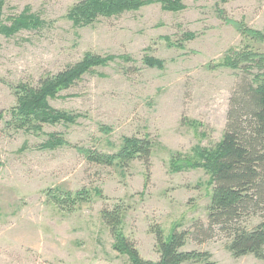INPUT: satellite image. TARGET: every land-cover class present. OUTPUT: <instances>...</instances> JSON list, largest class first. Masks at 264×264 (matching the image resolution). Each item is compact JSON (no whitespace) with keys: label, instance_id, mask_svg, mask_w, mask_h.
Wrapping results in <instances>:
<instances>
[{"label":"rangeland","instance_id":"1","mask_svg":"<svg viewBox=\"0 0 264 264\" xmlns=\"http://www.w3.org/2000/svg\"><path fill=\"white\" fill-rule=\"evenodd\" d=\"M77 2L5 0L4 23L28 8L43 24L0 33V111L17 105L13 86L19 83L38 86L87 53L115 60L50 100L57 109L81 115L74 124L44 128L63 134L69 145L41 150L45 134L10 129L0 121V264H131L114 249L101 214L117 204L127 208L123 232L145 259H160L151 232L159 224L168 237L187 231L183 250L208 251L216 264H264L253 254L234 257L224 232L201 241L197 224H208L211 175L203 168H170L172 152L192 153L197 145L211 147L222 139L240 72L209 66L249 42L228 20L264 32V0H185L186 8L178 12L153 3L82 28L68 18ZM190 31L196 38L183 40ZM250 43L264 51L263 44ZM146 56L163 59L165 67H149ZM126 136L154 141L150 167L140 159L125 169L93 163L75 148L114 153ZM50 188L88 189L92 200L74 211L61 209L48 199ZM260 221L253 216L247 225Z\"/></svg>","mask_w":264,"mask_h":264},{"label":"trees","instance_id":"2","mask_svg":"<svg viewBox=\"0 0 264 264\" xmlns=\"http://www.w3.org/2000/svg\"><path fill=\"white\" fill-rule=\"evenodd\" d=\"M159 3L166 11L178 12L186 8L185 0H79L68 13V18L78 28L96 23L101 17L110 18L124 12L138 11L147 5ZM5 0H0V33L11 35L20 30L35 29L43 24L42 19L30 13L27 8L11 23H4ZM223 15V12H222ZM223 18V16H222ZM248 43L241 48H231L222 61L211 63L210 68H230L240 72L229 100L227 124L222 139L211 147L197 145L192 153L172 152L170 168L173 172L205 169L211 175L213 184L209 205L208 224H197L201 241L210 240L217 231L227 234L230 242L227 250L234 257L253 254L264 261V51L250 42L264 45V32L247 26L244 22L228 20ZM195 32H186L183 40L195 39ZM169 42L170 39L167 38ZM170 44L183 48V42ZM128 59L130 57L121 56ZM115 56H101L87 53L75 65L55 74L46 76L38 86L19 83L13 86L17 105L9 111H0V121L14 130H23L33 135H46L47 139L38 148L55 150L69 145L63 134L45 133L46 125L74 124L81 116L60 110L50 103L58 94L75 84L82 76L95 67L107 65ZM144 63L152 68L163 69L165 61L146 56ZM9 116V119H7ZM110 132V128H106ZM154 141L149 137L126 136L120 148L114 153L97 149L75 148L93 163L127 168L135 159L142 160L150 167ZM48 199L61 209L74 211L83 203L92 200L91 191L76 192L61 188L46 190ZM96 194H101L99 190ZM127 208L117 204L102 211L104 223L114 239L113 247L129 257L131 264H184L194 261L199 264H216L208 251H184L187 231L175 230L169 237L159 224L151 227L154 233L160 259L148 260L142 257L135 242L123 232ZM260 216L261 221L254 227L247 225V219Z\"/></svg>","mask_w":264,"mask_h":264}]
</instances>
